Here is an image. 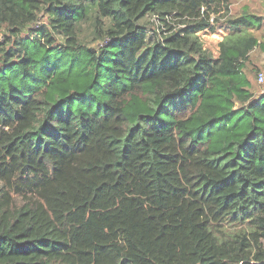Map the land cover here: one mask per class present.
<instances>
[{"label": "trees", "instance_id": "1", "mask_svg": "<svg viewBox=\"0 0 264 264\" xmlns=\"http://www.w3.org/2000/svg\"><path fill=\"white\" fill-rule=\"evenodd\" d=\"M230 5L0 0V264H264V16Z\"/></svg>", "mask_w": 264, "mask_h": 264}, {"label": "rangeland", "instance_id": "2", "mask_svg": "<svg viewBox=\"0 0 264 264\" xmlns=\"http://www.w3.org/2000/svg\"><path fill=\"white\" fill-rule=\"evenodd\" d=\"M230 6L232 13H240L246 7L251 12H254L258 15L264 16V0H230ZM45 17L42 15L41 22H45ZM147 22L151 26V28H155L159 30V22L154 17H147ZM256 36H258L261 42L264 45V27L259 30L253 31ZM86 33H89L88 31ZM203 42L204 46L212 51L214 55H218L219 52V42L223 40L226 35L224 30H219L215 32L211 31H202L199 33ZM99 42H92L91 46L97 45ZM248 68L251 69L247 70L249 77L252 79L254 84V89L261 93L264 91V81L260 80V74H264V47L258 46L252 53L251 58L248 63ZM259 69V71H256Z\"/></svg>", "mask_w": 264, "mask_h": 264}, {"label": "built area", "instance_id": "3", "mask_svg": "<svg viewBox=\"0 0 264 264\" xmlns=\"http://www.w3.org/2000/svg\"><path fill=\"white\" fill-rule=\"evenodd\" d=\"M260 80L264 81V74L263 73L260 74Z\"/></svg>", "mask_w": 264, "mask_h": 264}]
</instances>
